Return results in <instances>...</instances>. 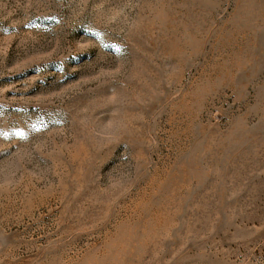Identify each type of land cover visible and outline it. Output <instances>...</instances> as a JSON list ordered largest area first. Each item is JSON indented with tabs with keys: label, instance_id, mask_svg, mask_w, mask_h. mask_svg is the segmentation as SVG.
<instances>
[{
	"label": "rangeland",
	"instance_id": "rangeland-1",
	"mask_svg": "<svg viewBox=\"0 0 264 264\" xmlns=\"http://www.w3.org/2000/svg\"><path fill=\"white\" fill-rule=\"evenodd\" d=\"M0 264H264V0H0Z\"/></svg>",
	"mask_w": 264,
	"mask_h": 264
}]
</instances>
